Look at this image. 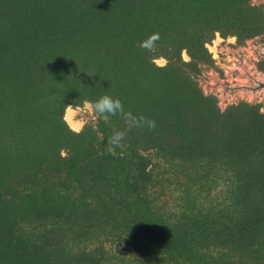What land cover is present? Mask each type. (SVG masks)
<instances>
[{
	"label": "rangeland",
	"instance_id": "1",
	"mask_svg": "<svg viewBox=\"0 0 264 264\" xmlns=\"http://www.w3.org/2000/svg\"><path fill=\"white\" fill-rule=\"evenodd\" d=\"M261 47L264 0H0V264H264ZM106 94L156 127L62 122Z\"/></svg>",
	"mask_w": 264,
	"mask_h": 264
},
{
	"label": "clouds",
	"instance_id": "2",
	"mask_svg": "<svg viewBox=\"0 0 264 264\" xmlns=\"http://www.w3.org/2000/svg\"><path fill=\"white\" fill-rule=\"evenodd\" d=\"M159 33H153L148 36L147 39L139 42L138 47L147 50L150 53L156 51V42L160 40ZM236 37L232 36L228 38V43H236ZM216 44L221 43V38L217 33ZM259 47V46H258ZM222 51L224 49H221ZM261 53H264V47L260 48ZM251 55V53H249ZM185 60H188V56H184ZM160 66H163L166 61L164 59H157L154 61ZM211 74V73H209ZM64 105V104H63ZM117 114L122 115L129 128L141 127L146 125L149 129L156 127V122L153 119H148L144 116L137 117L130 111L124 110V105L119 98H114L111 95H103L95 101L84 100L82 103H69L64 105L63 114L61 115L62 122L69 128V130L79 134L86 126L92 125L96 120H103L104 122L109 121L110 117L116 116ZM124 131H116L110 137L109 143L112 146L109 151L113 148L121 147L122 141L125 137Z\"/></svg>",
	"mask_w": 264,
	"mask_h": 264
},
{
	"label": "trees",
	"instance_id": "3",
	"mask_svg": "<svg viewBox=\"0 0 264 264\" xmlns=\"http://www.w3.org/2000/svg\"><path fill=\"white\" fill-rule=\"evenodd\" d=\"M216 32H218V31H215L211 34H207L206 38H204L201 42H198L197 45H200L201 49L205 50L206 49L205 46L214 40ZM220 34L222 35V37H227V34H225L223 32H220ZM180 53H181V50L179 47L162 46L161 45V46L156 47V51L152 54H157V56L163 55V57H166V58H168V60L172 61L173 57H175L174 54H180ZM188 53L190 54L192 59L195 58V56L193 55V54H195V52H193L192 48H188ZM211 112H213V114L215 115L213 117V120H215L217 117L220 118V115L215 114L214 110H212ZM100 127L103 130V132L106 134V138L103 141V145L109 146L110 143L108 140V136L110 135L109 131H111V128L107 125V122H104L103 120H101ZM189 128H191V127L189 126L188 129ZM70 156L71 155L68 154V156L63 158V161L64 162H70V164H71L72 159H70ZM126 161H127L126 154L125 153L121 154V156L118 158V162L123 163ZM119 165H122V164H119ZM70 169L71 170L75 169L74 164H71ZM233 170H234L233 173H235L236 177H237L238 168L234 167ZM239 173H240V171H239ZM185 214L186 213L183 210H181V213H177L175 215V217L169 218L168 223H170V222L176 223V221H178V220L180 221L181 219L185 220V219H183L184 216H186ZM200 251H202L203 253H201ZM196 252L199 254L201 253L200 254L201 261L199 262L200 264H223L224 262H226L229 259L228 258L229 254H225L224 249L219 247V246H212L209 248H201V249L197 250ZM123 261L125 262V264H141V262H142L141 260H135V258H129V259L123 260ZM233 263L234 264H250L249 262L248 263H244V262L240 263L238 261H233ZM162 264H163V262H162Z\"/></svg>",
	"mask_w": 264,
	"mask_h": 264
}]
</instances>
